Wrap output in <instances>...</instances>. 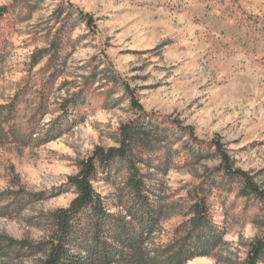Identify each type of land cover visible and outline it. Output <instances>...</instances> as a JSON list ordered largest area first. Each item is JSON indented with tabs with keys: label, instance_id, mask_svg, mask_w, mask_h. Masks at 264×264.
<instances>
[{
	"label": "clouds",
	"instance_id": "obj_1",
	"mask_svg": "<svg viewBox=\"0 0 264 264\" xmlns=\"http://www.w3.org/2000/svg\"><path fill=\"white\" fill-rule=\"evenodd\" d=\"M0 264H264V0H0Z\"/></svg>",
	"mask_w": 264,
	"mask_h": 264
}]
</instances>
